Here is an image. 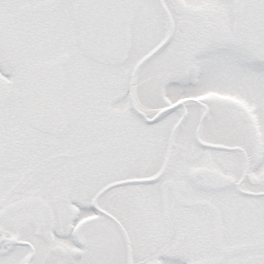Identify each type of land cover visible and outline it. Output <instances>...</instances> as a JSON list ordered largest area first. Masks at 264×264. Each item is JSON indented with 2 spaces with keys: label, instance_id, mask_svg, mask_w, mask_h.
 Wrapping results in <instances>:
<instances>
[{
  "label": "snow or ice",
  "instance_id": "6c2138e0",
  "mask_svg": "<svg viewBox=\"0 0 264 264\" xmlns=\"http://www.w3.org/2000/svg\"><path fill=\"white\" fill-rule=\"evenodd\" d=\"M0 264H264V0H0Z\"/></svg>",
  "mask_w": 264,
  "mask_h": 264
}]
</instances>
